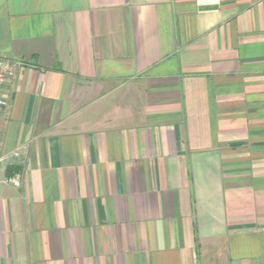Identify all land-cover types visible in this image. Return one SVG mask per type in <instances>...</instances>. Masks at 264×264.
<instances>
[{"label": "crops", "instance_id": "0c3cea01", "mask_svg": "<svg viewBox=\"0 0 264 264\" xmlns=\"http://www.w3.org/2000/svg\"><path fill=\"white\" fill-rule=\"evenodd\" d=\"M0 56V264H264V0H0Z\"/></svg>", "mask_w": 264, "mask_h": 264}, {"label": "built area", "instance_id": "2783aa9c", "mask_svg": "<svg viewBox=\"0 0 264 264\" xmlns=\"http://www.w3.org/2000/svg\"><path fill=\"white\" fill-rule=\"evenodd\" d=\"M18 67V63L3 56H0V115L2 110L7 105V98L5 97V88L10 84L15 70ZM4 161V158H0V163ZM13 185H18V176L15 175L8 179Z\"/></svg>", "mask_w": 264, "mask_h": 264}]
</instances>
